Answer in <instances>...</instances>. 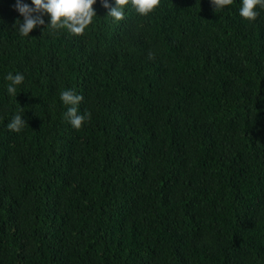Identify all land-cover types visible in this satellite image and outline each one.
<instances>
[{"label": "trees", "instance_id": "obj_1", "mask_svg": "<svg viewBox=\"0 0 264 264\" xmlns=\"http://www.w3.org/2000/svg\"><path fill=\"white\" fill-rule=\"evenodd\" d=\"M14 3L0 0V264H264V10L161 0L113 23L97 0L83 34L22 37ZM67 88L90 114L79 129Z\"/></svg>", "mask_w": 264, "mask_h": 264}, {"label": "clouds", "instance_id": "obj_2", "mask_svg": "<svg viewBox=\"0 0 264 264\" xmlns=\"http://www.w3.org/2000/svg\"><path fill=\"white\" fill-rule=\"evenodd\" d=\"M97 0H15L14 9L22 17V22L17 19L13 25L15 31L22 37H29L30 32L45 26L44 29L56 31L66 29L70 34L80 35L85 32L96 15ZM161 0H102L103 7L107 9V17L113 23H118L125 18L126 10L130 7L138 15L147 16L160 4ZM213 10H224L233 0H209ZM260 10H264V0H240L239 16L248 21L255 20ZM47 17V23L45 21ZM4 79L9 97H16L17 87L21 85L25 76L17 71L15 74L8 72ZM83 95L67 88L60 92V101L66 107L64 119L76 129H79L89 118L87 111H79ZM24 112L14 113L6 124L10 131L20 132L27 124L22 118Z\"/></svg>", "mask_w": 264, "mask_h": 264}]
</instances>
